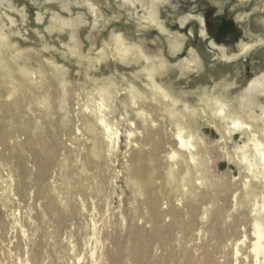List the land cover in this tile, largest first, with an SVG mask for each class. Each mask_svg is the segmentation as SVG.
Wrapping results in <instances>:
<instances>
[{"label": "bare ground", "instance_id": "1", "mask_svg": "<svg viewBox=\"0 0 264 264\" xmlns=\"http://www.w3.org/2000/svg\"><path fill=\"white\" fill-rule=\"evenodd\" d=\"M25 1L0 0V264H264V68L188 44L229 66L264 34L231 49L172 0H30L35 28Z\"/></svg>", "mask_w": 264, "mask_h": 264}, {"label": "rangeland", "instance_id": "2", "mask_svg": "<svg viewBox=\"0 0 264 264\" xmlns=\"http://www.w3.org/2000/svg\"><path fill=\"white\" fill-rule=\"evenodd\" d=\"M26 1H27L28 6H29L30 18H31V21L33 22L32 23L33 27L43 28L42 24H37L36 20H35L36 13L39 10L38 5L32 4L30 2V0H26ZM234 1H236V0H234ZM111 2L114 5V1L111 0ZM231 2L229 5L232 4ZM256 2H258V0H252L247 5H242V3L237 4V6L233 10H231L230 8L227 7V10L223 14H218L217 16H215L214 14H212V11L214 8L216 9V7L213 6L212 0H198V1H195V0H172L171 4L167 7V11L169 12L170 15L175 16L177 14L183 13V11L189 10L190 8L194 7L195 10H198L199 12H202L204 14V16L206 18L208 32H209L210 36H212V37H214L217 25L220 23V21L222 20L223 17L226 19H234L235 20L237 13H240L242 11L247 13L249 15V19H247L243 23H239L236 21L235 22V28L233 30V34L226 35V36H224L223 39L219 40L220 43H224V44L230 46L231 49L235 50L236 49L234 47L235 44L237 43V41H239V39L244 37L246 30L250 31V35H253V36H256L259 34H264L263 27L260 26L259 23L257 22L258 17L262 14H260L256 10H254V5ZM103 10H104V14H105L106 18H108V17H111L113 15V10H115V9L112 10V8L103 7ZM117 15H119V18H118L119 24H117V25H119L121 29H123L124 31L126 30V27H128L129 29H133V30L135 29L134 26H135L136 22L131 16L128 17L127 16L128 14H119V13H117ZM45 17H46V15H45ZM48 19L49 18L46 17V19H44L43 22L45 23V21H48ZM114 26H116V24H114ZM114 26H112L111 29ZM191 26H195L196 30H198L199 24H197L196 22H192V24H190L189 28L186 30L184 29L183 32H188ZM170 27H171L172 31H176L179 29L178 25H174V26H170ZM109 33H110V31H106L105 37H107L109 35ZM157 36H158V31H151L150 33H146V37H148L149 39H152V38L154 39ZM162 40H163V43L166 45V46H164V49L166 51V54L168 55L169 51H168L167 41L164 39V37ZM190 43L192 45H194L198 49V51L200 52V54L204 60L205 68H210V73L213 76L217 77L218 79H220V74L225 72V71L234 73L237 70L240 73L239 84L243 82L242 85H244L252 76H254V74L258 68H264V49L259 48L258 51L254 52L252 54L248 53L237 64L228 66V65H225L221 61H213L211 59L210 53L208 51L207 42H205L200 37H198V35H197V37L191 38V40L189 39L188 44L191 45ZM153 46L155 48H159V47H161V44L159 45V43H158V45H153ZM168 56L170 57V55H168ZM180 56L184 57V56H186V53L183 52L182 54H180ZM171 59H172V61H176V59H174V58H171ZM70 67H71V65H70ZM71 68H74V67H71ZM75 68H76V66H75ZM199 80H201V77L194 74L189 79V81L192 83V85L190 87H188V85H186V83H183V86H187V87H185L186 89L195 88L198 84H200L201 81H199Z\"/></svg>", "mask_w": 264, "mask_h": 264}, {"label": "flooded vegetation", "instance_id": "3", "mask_svg": "<svg viewBox=\"0 0 264 264\" xmlns=\"http://www.w3.org/2000/svg\"><path fill=\"white\" fill-rule=\"evenodd\" d=\"M212 14L217 16V10L214 8ZM235 28V20L234 19H226L222 18L220 23L217 25L216 32L214 34V38L219 42L220 39H223L224 36L233 34V30Z\"/></svg>", "mask_w": 264, "mask_h": 264}, {"label": "water", "instance_id": "4", "mask_svg": "<svg viewBox=\"0 0 264 264\" xmlns=\"http://www.w3.org/2000/svg\"><path fill=\"white\" fill-rule=\"evenodd\" d=\"M216 39V38H215ZM217 40V39H216Z\"/></svg>", "mask_w": 264, "mask_h": 264}]
</instances>
